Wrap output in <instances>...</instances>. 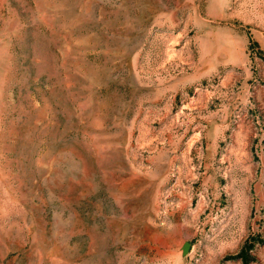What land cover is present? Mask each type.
Returning a JSON list of instances; mask_svg holds the SVG:
<instances>
[{"label": "rangeland", "instance_id": "obj_1", "mask_svg": "<svg viewBox=\"0 0 264 264\" xmlns=\"http://www.w3.org/2000/svg\"><path fill=\"white\" fill-rule=\"evenodd\" d=\"M0 264H264V0H0Z\"/></svg>", "mask_w": 264, "mask_h": 264}, {"label": "water", "instance_id": "obj_2", "mask_svg": "<svg viewBox=\"0 0 264 264\" xmlns=\"http://www.w3.org/2000/svg\"><path fill=\"white\" fill-rule=\"evenodd\" d=\"M184 253H188L189 252V245H185L184 249H183Z\"/></svg>", "mask_w": 264, "mask_h": 264}]
</instances>
